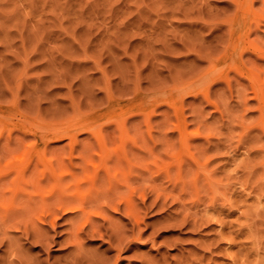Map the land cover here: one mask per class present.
<instances>
[{"label": "rangeland", "instance_id": "374dc122", "mask_svg": "<svg viewBox=\"0 0 264 264\" xmlns=\"http://www.w3.org/2000/svg\"><path fill=\"white\" fill-rule=\"evenodd\" d=\"M256 49L264 51V0H0V130L15 142L0 157L10 178L20 159L38 161L40 141L16 131L20 121L26 130L94 124L110 133L126 121L125 142L104 151L86 133L77 139L93 142L94 161L130 154L121 193L135 213L114 196L118 208L95 217L102 236L84 232L76 249L64 241L66 215L58 244L46 249L5 228L29 219L22 210H0V264H64L70 251L81 264H264V60ZM222 67L217 83L210 76ZM66 141L52 143L46 158L79 161L82 144L72 151ZM22 187L4 190L21 208Z\"/></svg>", "mask_w": 264, "mask_h": 264}, {"label": "bare ground", "instance_id": "6f19581e", "mask_svg": "<svg viewBox=\"0 0 264 264\" xmlns=\"http://www.w3.org/2000/svg\"><path fill=\"white\" fill-rule=\"evenodd\" d=\"M224 50L225 51L222 52L221 57H226L224 59V61H225L229 55H228L227 50L226 49H224ZM262 52H264V51H259V49H256L254 52L256 58L259 57V59L264 60V53H262ZM253 61L256 63V60H253ZM222 71H223V67L218 69L217 71L213 72V74L210 76L212 78V80H214L216 82L217 81L220 82V80L223 79L222 77L224 75ZM110 93H109L110 96L108 95L109 98L113 95V94L111 95ZM260 97H259V99H260ZM256 98H258V97H256ZM260 100L264 101V99H260ZM260 100H259V102H260ZM126 104H125V106H126ZM262 104H264V102H262ZM262 107H264V106H262ZM136 115H137V113H136ZM125 117L128 118L127 116H125ZM125 117L123 119H122V117H120V121L123 122V120H126ZM115 120L116 119H114V121ZM17 121H19V120L17 119ZM2 122H4V121H2ZM22 122L23 121H20V122H18V124L15 123L16 126L14 128L17 129L16 131H21V133L23 132V134H25V135H30V136L32 135L31 137L35 136L36 139L38 141H40V143L38 144L39 152L37 151L36 147H35V151H34V153L38 152V153H36L38 155V157L35 155L37 157L38 161L37 162L34 161L36 163L32 164V160H31L28 163L24 164L25 162L23 160L21 161V159H20L19 160L20 161L19 167H21V165H23L22 168L21 169L17 168L20 170L18 171L17 175H15L16 171L12 167L14 169V171H12V172H14L15 176H14V178H10V175H12L11 171H10L11 169L8 170L6 167L7 165L4 166L6 164V162L3 163V165H2L3 158L0 157V210H2V212L4 214H7L8 210H10L11 208H13L12 210L14 212H16L15 211L16 209L18 211L22 210V214H25V215H23L24 218L26 219V217H28L29 219H26V222H24L22 219L17 218L13 221L14 223H12L9 226H6L5 228L12 227V228H14V230L19 231V232H21V230H22V233L26 234L27 239L32 237L33 242H36V243L40 244L41 247H44L47 249V246L50 243H56L55 239L57 237L56 232H57L59 220L63 219L66 215L70 214L71 216H70V218H68V220L70 221L71 227H70V231H69L68 235L65 236L64 241L67 244L69 243V245H71L72 248H73V246H75L74 249H76L77 244L80 243L79 240H81V235L83 236L84 232L85 233L92 232L93 234H97V235L102 236L103 224H100L99 221L97 220V218H95V217H96V215H98V216L101 215V213H103L105 211L106 206L116 208V209L118 208L117 207L118 205H116V204H115V206H113V203H115V201H113L114 196H119L120 198H122L123 199L122 201L126 204V208H129L130 212L135 214L134 209L132 208L133 199L130 196H127V197L123 196L121 193L122 192V186L129 185V182L131 181V178H132V177H130L131 174H130L129 160H127V156L130 155L128 152L131 150L127 149L129 147L126 146V143L123 144V145H125L126 148H123L124 146L122 147L123 149L128 150L127 151L128 155L126 154V151H125V158L126 159H124L122 157L113 158L111 156L108 158V155H106L107 157H104L101 161H94L93 160L94 158L91 157L92 154H91V156L89 155V150H91L93 142H89L88 140H90L91 138L94 139V142L100 146L99 150H101L103 148L102 151H104V149L108 148L107 145L110 148L111 144L109 145L108 143L112 140H116L118 142H125L124 138L129 135V131L127 129L128 127L125 126L126 121L123 123V125H121L117 122L118 124L113 129H111L112 130L111 133L109 131H104V129L99 128L97 126H96V128H93L94 124L92 126L89 124L77 125V126H74L71 128H67V127L61 126V125L58 127H51L54 125H51V126L49 125L50 127L40 125L38 128H36L34 126L35 127V128L33 127L34 129L32 128L30 130H26V128H28L29 125L27 124L28 126H26L25 122H23V124H22ZM109 124H111V123H109ZM94 127H95V125H94ZM107 127H108V129L111 128L110 125H108ZM4 128H6V126L3 127V129ZM5 130L6 129H4V132H5ZM14 132H15V130H14ZM10 133H11V131H10ZM10 133H9V135L5 136L6 137L5 138L4 137L5 134L3 133V130H0V137H2V139L4 137V141L0 139V142H1L0 149H2V153L7 152V151L9 152L10 151V144L15 143V142L10 143L12 141L10 138V136H11ZM79 133H86L87 138H88L87 142L81 143L79 138L77 139V135L78 136L80 135ZM130 133H131V131H130ZM25 138L22 137V140L23 139L25 141L28 140ZM87 138H85V139H87ZM92 139H91V141H93ZM64 140H67L66 144L67 143L71 144V146H68V147L69 148L71 147L72 151H73V147H72L73 145L75 147L76 146L79 147V144L80 143L82 144L81 147L78 148L80 150H77L79 152V154H78L79 155V161H78V159L75 160L74 158L73 159L77 162H74V160L72 158H71L72 160H68V161L67 160L63 161L64 159L63 160H59V159L55 160L53 158L54 156L53 157L50 156V157L46 158L47 153L50 151L49 149L51 147V144L61 142ZM126 140H127V138H126ZM74 143H77V145H75ZM30 144H31L30 146L33 147L32 143H30ZM16 146H15V148H17ZM30 146L28 147L29 149H31ZM63 146H65V145H63ZM53 148H52V150H53ZM76 149H77V147H76ZM97 149H98V147H97ZM132 149H134V148L132 147ZM135 149H137V148H135ZM137 150H136V152H139V154H140V151H137ZM16 151L17 150H15V152ZM116 151H117V153L119 152L118 149H116ZM15 152H12L10 154H13ZM56 152H55V154H56ZM133 152H135V150H133ZM133 152H132V154L134 155ZM52 153L54 154V152H52ZM95 154H96V152H95ZM101 154L102 153L100 151L99 155H101ZM2 155L4 156V154H2ZM8 156H10V155H8ZM103 156H105V153H103ZM11 157H8V158L11 159ZM14 157H12V159ZM8 158H7V160H8ZM58 158H60V157H58ZM60 159H62V158H60ZM10 163H12V165H13V162H10ZM40 164H42V166H43L42 169H41L42 166ZM199 164H200V162H199ZM14 165H17V164L14 163ZM10 167H11V164H10ZM89 168H92V169H89ZM78 170H82L81 172H85L88 170L89 172H87V173L85 172L86 174L84 176L81 174L83 176L82 177V176H80V172ZM26 172H28V175L30 174V177L31 176L33 177L35 173H37L36 174L37 176L39 174V176H38L37 180H35V181L33 179H28L26 182L23 181L24 184L26 185L25 186L24 184H22L23 182L21 183V182H19V180L21 178H23V176ZM88 180L90 181V183ZM86 181H88L87 183H88V185H90L88 187H90V188L87 187V189H85L83 187L84 183ZM48 182L52 183L51 190L48 191V189H47L45 191L46 193H42L41 190L43 189L44 185L49 184ZM102 182L106 183V185H107V190L104 189L105 191L102 190V188H104L103 187L104 184H103V186L101 185ZM27 184L30 186H27ZM100 185L102 186V188ZM19 186L20 187L23 186L21 188L23 194H21V195L23 197L26 196V198H27L25 200V205H23L22 208L17 207L18 203H16V201H17L16 200V197H17L16 194L11 193V196H10L8 193H6L4 191L5 188H8V187H9V189L12 188L14 190H19L17 188ZM29 187L31 189L32 188L33 189L30 191ZM26 188H29V189H27L28 191H26ZM43 191H44V189H43ZM24 193H26V195ZM6 194L8 197H6ZM21 195L18 197H22ZM22 221L24 222L23 224H25V225H22ZM30 223L32 224L31 228H30V226L28 227V225ZM87 227L89 229H86ZM22 228H24V229H22ZM7 232L8 231L3 233L5 235L4 236L5 238H6V235H8V234H6ZM51 232H53V233H51ZM119 235L116 234V236L118 237L117 239L123 240L124 237L122 238L121 236H125V233L122 231L119 233ZM0 243L1 244L3 243L2 240H0ZM56 244H58V243H56ZM79 248L81 249L80 246H79ZM79 251H81V250H78V252ZM118 252H119V249H118ZM71 254H72V256H71ZM68 256H71V257H69L67 259L65 257L66 262H64V264H81V260H83L82 258H80V257H82L81 255L79 257L76 253H74V252L71 253V251H70V255H68ZM118 256H119V254L117 253L116 257H118ZM13 259L14 258H12V259L9 258L6 261L4 260L5 264H15L14 260H16V259H14V260ZM30 259H32V258H30ZM100 260L101 259L97 260L96 262H98V263H95V264H108V263L111 264L110 262L107 263L106 259H103L104 261H100ZM116 260H117V258H116ZM29 262H30V264H41L37 260H29ZM114 262L115 261H113L112 263L114 264ZM82 263H84V262H82Z\"/></svg>", "mask_w": 264, "mask_h": 264}]
</instances>
